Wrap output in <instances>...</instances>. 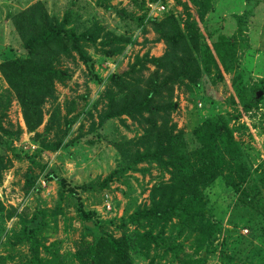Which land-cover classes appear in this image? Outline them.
I'll use <instances>...</instances> for the list:
<instances>
[{
	"label": "rangeland",
	"instance_id": "obj_1",
	"mask_svg": "<svg viewBox=\"0 0 264 264\" xmlns=\"http://www.w3.org/2000/svg\"><path fill=\"white\" fill-rule=\"evenodd\" d=\"M159 1L165 4L166 11L153 18L146 7L150 2L148 0H113L110 4L115 10L109 12L97 7L94 0H0V63L4 59L22 56V43L13 19L37 2H43L48 12L59 17L70 13L78 33L97 24L103 28L104 35L131 40L120 55L112 58L104 57L102 48L97 44L86 47L85 51L93 63L94 75L91 77L80 62H63L61 68L66 69L70 77L64 84H56L55 100L44 105L43 123L35 134L26 130L20 107L11 98L3 125L11 132L20 130V134L8 143L1 141L0 145V156L5 165L0 174V264H24L27 261L28 245L16 244V236L22 233L23 222L38 210L49 211L46 218L48 227L44 230L48 235L45 245L56 243L61 264H77L72 255L83 234V226L75 211L76 201L57 182H47L38 168L34 170L38 175L35 187L26 192L23 185L29 166L27 157H33L36 163L46 167V171L51 170L66 182V186L76 188L85 212L94 221L106 222L103 230L114 237H119L123 231L120 224L126 210L131 212L134 207L148 205L150 188L157 182L167 181L168 176L156 165L141 164L137 171L126 172L102 192L78 189L101 183L116 169L119 155L115 143L142 135L141 129L125 117L121 118L125 121L124 125L118 119H112L98 126V116L105 108L106 101L102 95L110 76L126 70L136 57L148 54L158 58L163 55L165 45L156 41L157 36L147 22L149 19L160 21L166 15H172L183 30L187 12L190 22H195L207 46L223 40L234 43L236 64H233L230 73L223 72L222 78L217 80L210 66H204L201 61L202 75L196 87L192 86L190 90L182 86L174 87L172 100L175 110L170 114L169 124H173L175 133H183V138L189 142L190 132L197 123L214 116L225 118L251 167L252 179L256 182L255 191L263 192L264 198L263 182L259 181V178L264 179V90L256 92L257 99H261L258 105L236 118L238 112L242 113V101L250 96L251 89L261 87L264 82V0H179V4L175 0ZM119 12H122L121 16H118ZM215 58L219 63L220 58L217 55ZM148 74L145 72V77ZM7 89L0 75V94ZM239 91L243 93L241 97ZM53 112L57 117L49 140L52 141L53 134H57L63 139V147L55 152H42L39 135ZM69 122L72 123L67 130ZM2 139L6 140L5 136ZM14 155L22 158L16 159ZM206 194L209 221L204 229H211L216 240L213 244L215 250L205 264H244V258L238 253H235L237 257L233 256L236 249L244 247V239L248 248L261 250L259 260L264 264V243L257 237L259 228L264 225L261 215L263 204L258 208H255L257 205H241L238 196L225 188L221 180H217ZM249 194L252 196V192ZM105 200L110 206L109 211L104 206ZM56 211L63 215H54ZM11 213L14 215L8 218ZM132 230L133 227L129 226L126 232L131 233ZM165 236L169 242L180 244L181 250L175 257L170 252L163 254L159 250V258L154 264H180L199 257L200 252L195 251L196 242L192 237H178L176 229L170 227L165 230ZM225 238L227 245L221 247ZM131 256L134 264L149 263V259L134 254ZM256 261L257 258H254L250 264Z\"/></svg>",
	"mask_w": 264,
	"mask_h": 264
},
{
	"label": "trees",
	"instance_id": "obj_2",
	"mask_svg": "<svg viewBox=\"0 0 264 264\" xmlns=\"http://www.w3.org/2000/svg\"><path fill=\"white\" fill-rule=\"evenodd\" d=\"M112 1L94 0L96 6L105 12L115 10L111 7ZM148 1L156 3L159 0ZM175 2L180 3L179 0ZM117 14L121 16L122 12ZM70 15L65 13L59 17L48 12L43 2H37L13 19L22 43V56L4 59L0 63V75L8 87L6 92L0 94V145L1 141L8 143V140L13 141L20 134V130L11 132L3 125L11 98L20 107L26 130L35 134L43 123L44 105L55 100L56 84H64L70 77V73L61 68L63 62H80L91 77L94 75L93 63L85 51L86 47L97 44L102 48L104 57L112 58L120 55L124 47L131 43L122 36L102 34L103 28L97 24L78 33ZM186 16L183 30L172 15H166L160 21L147 20L157 36L156 41H162L165 45L163 55L158 58L148 54L136 57L126 70L107 79L108 86L102 95L106 103L98 116V126L112 119H118L124 125L125 121L121 118L125 117L141 129L142 135L115 143L119 155L116 169L101 183L78 189L102 192L126 172L137 171L141 164H154L168 176L167 181L157 182L150 188L148 205L134 207L131 212L126 210L121 218L123 231L119 237L103 230L106 222L94 221L85 212L76 188L66 186V182L51 170L46 171V167L36 163L33 157H27L29 166L23 185L26 192L35 187L38 175L34 170L38 168L47 182H57L76 201L75 211L83 226V234L72 255L77 264H134L131 254L149 259L148 264H154L155 259L159 258V250L163 254L170 252L175 257L181 245L169 242L165 236V230L169 227L176 229L178 237H192L196 242L195 251L200 252L196 260H185L180 264H205L215 250L213 244L216 240L211 229H204L209 221L206 193L217 180H221L225 188L238 196L241 205H257L255 208H258L263 204L264 210L263 192L255 191L256 182L252 179L251 167L225 118L214 116L197 123L190 132L189 142L183 138V133H175V126L169 124L170 114L175 110L172 100L174 87L182 86L186 90L196 87L202 75L201 61L204 66H210L217 80L222 78L223 72L230 73L233 64H236L232 41L223 40L207 46L195 22H190L187 12ZM142 19L145 20V17ZM215 55L221 63L217 62ZM145 72L149 73L146 77ZM214 85H217L215 81ZM263 90L264 82L261 87L251 89L250 96L242 101V113L238 112L236 118L258 105L261 99H257L256 92ZM238 95L241 97L243 93L239 91ZM56 117V112H53L39 135L42 152H55L63 147V139L57 134H53L52 141L49 140ZM71 123L66 125L67 130ZM4 136L6 140L2 139ZM14 157L22 158L19 155ZM4 169V160L0 156V174ZM259 181L264 186V179L259 178ZM251 192L252 196L249 194ZM53 213L63 215L60 211ZM13 215L9 214L8 218ZM261 215L264 219V212ZM47 216L49 211L38 210L23 222L22 233L16 236V244L28 245L29 258L24 264H61L56 243L45 245ZM129 226L133 227L131 233L126 232ZM259 230L257 237L264 243V225ZM242 244L244 247L236 249L233 256L237 257L235 253H238L239 257L244 258V264H250L254 258H257L255 264H261V250L245 246V239ZM226 245L227 238L221 247Z\"/></svg>",
	"mask_w": 264,
	"mask_h": 264
},
{
	"label": "built area",
	"instance_id": "obj_3",
	"mask_svg": "<svg viewBox=\"0 0 264 264\" xmlns=\"http://www.w3.org/2000/svg\"><path fill=\"white\" fill-rule=\"evenodd\" d=\"M147 6V10L149 12V16L153 17V18H158L159 16L163 15L166 11V7L165 4L162 3L161 1L156 2V3H151L148 2L146 4ZM107 193L104 194V197L107 198ZM107 200L104 201V206H106L107 210H111L110 206L106 205ZM245 233H247V231H244Z\"/></svg>",
	"mask_w": 264,
	"mask_h": 264
}]
</instances>
